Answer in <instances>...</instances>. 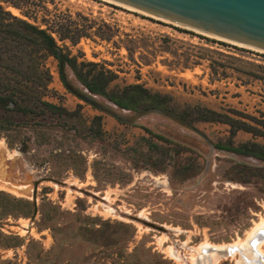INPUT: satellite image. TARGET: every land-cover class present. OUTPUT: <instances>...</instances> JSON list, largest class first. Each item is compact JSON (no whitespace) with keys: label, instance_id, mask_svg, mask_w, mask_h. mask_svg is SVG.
Wrapping results in <instances>:
<instances>
[{"label":"rangeland","instance_id":"374dc122","mask_svg":"<svg viewBox=\"0 0 264 264\" xmlns=\"http://www.w3.org/2000/svg\"><path fill=\"white\" fill-rule=\"evenodd\" d=\"M17 4L19 10L3 6L46 29L78 62L114 72L111 88L140 84L170 96L177 110L198 105L264 119V81L253 76L264 78V52L108 0ZM44 63L51 83L37 95L70 114L39 115L33 104L37 113H0L12 122L0 129V264H260L250 241L264 232V225L254 230L264 222V163L216 150L228 138L227 126L189 129L160 113L117 109L87 94L67 67L66 90L57 61ZM234 141L264 145L244 132ZM43 178L107 204L46 181L37 187L33 217L32 182ZM235 247L237 253L221 258ZM256 251L264 257V238Z\"/></svg>","mask_w":264,"mask_h":264},{"label":"trees","instance_id":"16d2710c","mask_svg":"<svg viewBox=\"0 0 264 264\" xmlns=\"http://www.w3.org/2000/svg\"><path fill=\"white\" fill-rule=\"evenodd\" d=\"M3 4L20 9L17 0H0V113H37L29 104L40 107L38 114L69 115L64 108L43 101L37 95L46 91L51 83L50 71L45 66L47 58L57 61L59 79L66 90H70L64 68L72 72L76 81L90 96L100 97L117 109L138 113H160L175 120L178 124L192 129L195 123L221 124L228 127L225 142L215 144L218 151L233 153L264 163V145L256 141L235 144L239 132L253 138L264 139V119L243 114L237 110L216 111L203 106H185L175 109L172 98L158 92H151L140 84L111 88L116 74L93 62H78L76 57L63 53L55 39L40 26L20 19L7 11ZM27 16V14H25ZM58 23V22H56ZM60 40L74 43L67 34L55 32ZM84 37L79 36V39ZM264 81L261 76L253 75ZM78 97V94H76ZM101 117L93 122L100 124ZM10 121L0 120V129L11 127ZM28 207V205L24 204ZM33 212V204H30Z\"/></svg>","mask_w":264,"mask_h":264},{"label":"water","instance_id":"95a60500","mask_svg":"<svg viewBox=\"0 0 264 264\" xmlns=\"http://www.w3.org/2000/svg\"><path fill=\"white\" fill-rule=\"evenodd\" d=\"M135 11L166 21L168 23L195 30L197 32L225 40L237 45L264 52V0H108ZM52 182L63 188L76 190L86 197L107 204L104 198L96 194L69 185L64 181L43 178L32 182L33 217L37 213L35 195L42 182ZM115 214L131 222L168 234L169 229L146 219L115 210ZM256 237V236H255ZM264 238L260 232L250 241L257 254V263L264 264V257L256 249ZM239 249L229 248L222 252L221 258L235 254Z\"/></svg>","mask_w":264,"mask_h":264},{"label":"bare ground","instance_id":"6f19581e","mask_svg":"<svg viewBox=\"0 0 264 264\" xmlns=\"http://www.w3.org/2000/svg\"><path fill=\"white\" fill-rule=\"evenodd\" d=\"M263 221V220H262ZM264 225V222H260V223H257L256 226H255V231L259 230L261 228V226ZM253 229V228H252Z\"/></svg>","mask_w":264,"mask_h":264}]
</instances>
